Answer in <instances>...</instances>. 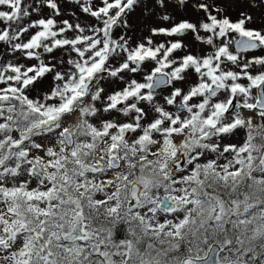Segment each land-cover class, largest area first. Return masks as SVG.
I'll list each match as a JSON object with an SVG mask.
<instances>
[{
    "label": "snow or ice",
    "instance_id": "6c2138e0",
    "mask_svg": "<svg viewBox=\"0 0 264 264\" xmlns=\"http://www.w3.org/2000/svg\"><path fill=\"white\" fill-rule=\"evenodd\" d=\"M0 264H264V0H0Z\"/></svg>",
    "mask_w": 264,
    "mask_h": 264
}]
</instances>
